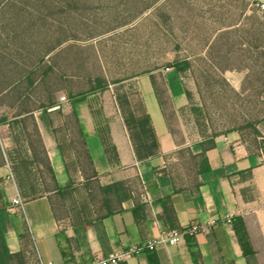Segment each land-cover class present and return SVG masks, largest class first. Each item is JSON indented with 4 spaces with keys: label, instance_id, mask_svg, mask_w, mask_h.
<instances>
[{
    "label": "crops",
    "instance_id": "0c3cea01",
    "mask_svg": "<svg viewBox=\"0 0 264 264\" xmlns=\"http://www.w3.org/2000/svg\"><path fill=\"white\" fill-rule=\"evenodd\" d=\"M183 74L171 66L70 90L69 103L2 118L1 251L17 264L30 247L39 264L88 262L198 222L212 225L114 264H264V149L235 130L200 137L172 121L188 104ZM24 123L44 163L26 137L19 150Z\"/></svg>",
    "mask_w": 264,
    "mask_h": 264
},
{
    "label": "rangeland",
    "instance_id": "374dc122",
    "mask_svg": "<svg viewBox=\"0 0 264 264\" xmlns=\"http://www.w3.org/2000/svg\"><path fill=\"white\" fill-rule=\"evenodd\" d=\"M255 2L0 0V120L88 93L97 79L106 86L183 63L188 104L170 119L193 136L235 130L264 149V12ZM23 126L19 150L26 137L44 163L35 128ZM24 263L39 264L33 247Z\"/></svg>",
    "mask_w": 264,
    "mask_h": 264
},
{
    "label": "built area",
    "instance_id": "2783aa9c",
    "mask_svg": "<svg viewBox=\"0 0 264 264\" xmlns=\"http://www.w3.org/2000/svg\"><path fill=\"white\" fill-rule=\"evenodd\" d=\"M255 5L259 11L264 12V0H256ZM166 69L168 70L169 67H167ZM60 101L63 103L70 102L68 96L66 95L61 96ZM142 189L144 191L146 200H148V190L144 182L142 183ZM13 204L15 206H18L21 211H24L23 201L20 199V197L15 198L13 200ZM211 225L212 223H209L207 224V226H205L198 222H192L188 226H185L183 228L167 229L161 232L157 237L150 238L142 243L132 245L121 252H116L109 256L96 255L88 262H78L74 264H114L121 260L137 256L145 251L167 249L169 246L177 245L183 239L195 236L197 233L201 232L203 229Z\"/></svg>",
    "mask_w": 264,
    "mask_h": 264
},
{
    "label": "trees",
    "instance_id": "16d2710c",
    "mask_svg": "<svg viewBox=\"0 0 264 264\" xmlns=\"http://www.w3.org/2000/svg\"><path fill=\"white\" fill-rule=\"evenodd\" d=\"M177 69H179L180 71H185L186 68H187V64H183V63H178L176 66H175ZM96 86L94 89H102L105 87L104 83H103V80L102 79H97L96 80ZM52 104V103H51ZM51 104H49L48 106H50ZM48 106H45L43 108H46ZM168 210V208H167ZM243 229V226H237V232L238 234L240 235V238L243 239L245 237V232L242 231ZM12 258L5 250L3 251H0V264H7L6 263V258Z\"/></svg>",
    "mask_w": 264,
    "mask_h": 264
}]
</instances>
